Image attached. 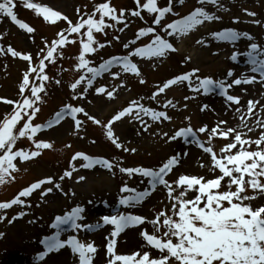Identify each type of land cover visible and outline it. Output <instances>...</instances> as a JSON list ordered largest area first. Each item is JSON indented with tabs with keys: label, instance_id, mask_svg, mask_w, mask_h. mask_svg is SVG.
<instances>
[{
	"label": "rangeland",
	"instance_id": "rangeland-1",
	"mask_svg": "<svg viewBox=\"0 0 264 264\" xmlns=\"http://www.w3.org/2000/svg\"><path fill=\"white\" fill-rule=\"evenodd\" d=\"M35 2V0H33ZM41 5H45L60 11L70 17L73 24L79 23L80 17L85 13L91 15L95 12V4L99 5L107 0H36ZM112 5L118 10H128L127 20L128 27L125 24L116 25L115 21L107 18L106 22L113 24L114 28L106 29L107 35L103 33H94L95 38L104 44H115L112 48L99 49L95 55L89 54L90 58H94L90 66L98 67L96 64L105 61L107 58L115 54H129L137 45L151 43L154 36L143 37L137 40V43L132 48L124 47L131 40H135L137 31L147 27H155L160 31V35L167 38L171 43L179 44L180 51L168 52L165 57H152L151 59L140 58L139 66L141 75L138 77L130 72H123L121 69L114 70L112 73L119 72V79L114 78L111 74L107 75L102 80L96 81L92 89H88L84 96L77 100L74 97L84 91L86 86L82 84L77 89L76 93L71 90V84L76 82L86 69L77 70L79 63L78 56L82 51L79 37L87 31L83 29L81 34H73L69 40H76L75 44L69 43L67 46L58 48L56 63L52 64L48 61V65L44 74L49 76V81H44L46 91L41 93L44 103L38 105L41 107V113L37 114V119L34 124L50 120L53 115L60 111V106L64 104H75L78 107H83L90 116H95L100 119L102 125H106L119 111L130 106L132 101H138L145 107H150L157 111H167L172 117L171 123L168 121L153 122L150 117L145 116L144 119L152 125L148 131H144L139 120L125 118L123 121L114 125V131L120 139V142L125 145L126 149H135L130 152L119 149L112 143L106 135V128L101 125H95L90 119L86 118L85 124L82 125L77 133L75 122L63 123L61 129L64 132L55 136L54 133H41L37 137V142L44 140L53 143V149L42 150V155L29 162L16 163L20 167L19 173H13L16 177L12 180L8 178V183L0 187V203L9 202L17 198V194L36 182L46 178H54L57 183L63 187V192L55 190L46 198H42V191L33 194L25 202L31 207L25 208L20 205L13 212L4 211L3 215L8 216V221L0 224V234H4V238L0 239V264H66L60 257L63 255H71L73 261L70 264H79L78 254H74L70 247L61 249L58 252L50 253L47 261L37 263V253L41 250V239L45 236L52 235L54 229L51 225L55 222L58 216H62L71 211L72 207L82 206L86 209L84 215L85 220L81 223H94L101 221L104 215H113L118 212H131L133 215L146 217L147 220L155 219L157 213L169 210L171 215V204L167 198V189L164 186H158L157 190L152 193L142 204L135 207H129L122 210L119 200L122 196H127L130 193H122L121 188L127 185L130 188H135L143 191L148 187V181L144 180L141 183V177L135 176L129 178L128 175L119 171L116 167L110 172L107 169L97 166L94 169H85L82 167L85 161L77 160L76 167L78 172L73 173L71 179L60 177L66 171L72 170L73 157L78 152H84L95 158H105L116 164L123 161L120 166L125 168L145 167L159 169L167 163L173 156H176L180 163L179 166L173 169L172 174L168 177L170 182H175L181 175H190L204 177L205 180L213 179L220 175L219 171L213 172L211 155L205 153L196 144L187 143V148L184 150L181 147L183 138L169 142V139L164 138L163 133H168L169 138L182 128L189 126L198 130L207 125L209 131L220 121H226V124H221L222 131L228 128H236L238 132L245 135L244 139L255 140L259 139L264 133V128L256 124L257 120L264 122V83L259 81L252 84H242L233 87L229 90V94L240 97V105H235L227 102L226 99L218 94L203 95L202 93H193L190 91L187 82L181 85L173 86L166 93L162 94L157 100L150 99L152 95L159 90L167 81L178 76L190 73L199 69L201 78H213L216 81L226 80L228 78L229 68H234L232 63V55L234 52L241 54L250 51V44L255 42L264 48V0H221L223 7L217 9L212 5H204V7L221 19L198 26L195 30L182 38L171 37L163 31L164 24L156 26L154 24L155 16L149 14L146 10L142 13L143 19L140 17H132V10L137 9L135 0H113ZM146 3V0H142ZM160 6H167L169 0H159ZM93 7V11L89 8ZM197 7H201L198 0H185L181 5L179 0H176L174 9L180 11V16L186 15L191 11H195ZM88 8V9H87ZM17 9V10H16ZM14 10L16 14L33 27V33H27L26 30L20 29L19 26L13 24L10 18H0V46L5 49L4 54L0 55V107H5L3 110V120L10 115V110H14V104H8L5 100L19 101L21 98L20 87L23 81L25 72L30 71L31 67L37 66L39 60L45 55L48 47L52 46V42L59 38L58 32L64 27L61 20L56 23L47 22L42 16H38L33 9L25 7L24 3L17 0V7ZM79 9V12L77 11ZM254 12L257 15L251 17L247 12ZM96 19H99V14H96ZM239 20V23L234 21ZM253 20H259V25L253 23ZM146 21V22H145ZM173 21V20H172ZM170 21H167V24ZM166 27V26H165ZM125 28L121 32L118 29ZM227 29H234L241 33H248L254 39L248 40L241 37L235 43L222 41L215 38L214 33L221 32ZM170 31V30H169ZM120 39L114 43L115 37ZM86 40V36L84 37ZM186 40L183 44L182 40ZM198 40H203V45L198 44ZM105 41V42H104ZM139 43V44H138ZM11 47L22 54H31L33 61H24L21 57H13L7 52V48ZM98 47V45H94ZM176 47V45L174 46ZM63 53L61 56L60 53ZM245 56V55H242ZM191 58L190 61L188 58ZM246 57V56H245ZM89 57H87L88 59ZM245 71L241 77H250L254 73L250 71V66L246 60L241 61L236 65ZM247 70V72H246ZM240 73V72H239ZM91 77V73L88 74ZM238 75V73H237ZM36 73L30 76L31 82L35 78ZM236 77H229L233 80ZM228 78V79H229ZM60 80L61 84H56V80ZM141 79L146 83H141ZM195 79V77L193 78ZM39 82L37 86L40 84ZM230 83V81L228 82ZM124 87H120V85ZM98 86H105L109 90L119 88L117 98L108 99L106 95H97L94 89ZM246 90V91H245ZM26 93L25 95H29ZM194 97L193 99H185L186 97ZM167 100H172L177 107L168 109L163 108V104ZM249 100L259 101L254 110L249 116L247 102ZM204 105H208V110L202 111ZM241 108V113L236 112V108ZM10 110H9V109ZM244 114L248 125L253 129L249 131L248 127L239 128L241 123L239 116ZM135 115V114H134ZM2 112H0V122ZM188 117H191L189 123ZM204 141L209 139V133L199 134ZM235 133L228 139L217 136L212 140L211 145L217 154L229 142H234ZM95 141V143L93 142ZM71 144L72 147H67ZM237 146V150L239 149ZM264 148V145L261 146ZM36 151L35 145L28 138H23L17 144V149ZM247 150H257L256 145H252ZM237 150H233L236 152ZM15 151V150H14ZM114 173V174H113ZM86 177L85 181L77 183L79 177ZM264 182V177L261 178ZM54 187V185H46ZM226 190L224 188L221 189ZM75 192V196L72 192ZM179 189L175 194H179ZM64 193H67L65 195ZM249 195H255L256 199L246 201L252 206H264V196H260L258 192L248 189ZM195 193L189 192L187 198H193ZM27 212L23 219H17L15 223H11L14 217L20 216ZM2 218V216H0ZM108 226V225H107ZM105 226V227H107ZM147 229L150 234L154 233V229L150 223L129 227L121 233L117 239V253L131 255L137 251L142 254L148 251L153 258L159 256V251L147 245L146 240L142 237L141 232ZM111 231L104 229L99 233V230L81 235L82 241L86 243L95 242L99 251L93 264H108L110 257L107 256L105 236ZM159 235V234H158ZM67 235L61 237L66 240Z\"/></svg>",
	"mask_w": 264,
	"mask_h": 264
},
{
	"label": "snow or ice",
	"instance_id": "snow-or-ice-1",
	"mask_svg": "<svg viewBox=\"0 0 264 264\" xmlns=\"http://www.w3.org/2000/svg\"><path fill=\"white\" fill-rule=\"evenodd\" d=\"M175 2L176 0H169L167 6L161 7L159 0H146V3H142V0H135L137 9L132 10L130 15L143 19L142 13L146 10L149 14L155 16L154 24L160 26L161 21L168 14L178 15V13H174L173 5ZM23 3L28 9L35 10L36 14L42 16L47 22L67 21L70 25L69 29L66 30L68 36L81 34L83 29H87L79 37L82 51L78 56L79 63L77 65L78 71L86 69V72L76 82L71 84V90L73 93H76L77 89L86 82L84 91L74 97L77 100L81 99L88 89H92L96 78L101 77L104 73H111L114 78L119 79L120 73H112L111 71L114 66H120L123 72H130L139 77L141 75L140 69L132 61V57H147L151 59L152 57H165L170 51H178L173 43L156 32L155 27H147L139 30L136 39L129 41L124 47L126 49L132 48L137 43V40L154 34L155 38L150 44L135 48L128 56L112 57L99 67H93L90 66L93 61L87 59L89 54L95 55L99 49L110 46L111 43H100L95 38L94 33L107 35L106 29L115 27L113 24L107 23L105 18L115 21L116 25L123 23L125 24V28H127L128 24L125 17L129 14L128 10L125 9L118 12L112 5V0H107V2L97 5L95 12L91 15L85 13L88 17L87 19L81 16L79 23L73 24L66 15L53 10L51 7L33 3L31 0H23ZM179 3L183 5L185 0H179ZM198 3L201 7H197L187 17L168 24L163 28V31L169 36L182 38L198 26L205 24V22L221 19L204 7V5H212L220 9L223 7L221 0H198ZM16 7L17 0H0V18H10L20 29L26 30L27 33H33L35 31L33 27L17 18V14L14 11ZM77 11L79 12V9ZM245 11L247 12V10ZM97 13L99 14V19L95 18ZM247 14L251 17L257 15L254 12H247ZM234 22L239 23V20ZM252 22L257 25L261 23L259 20H253ZM125 28L118 30L123 32ZM58 35L59 38L52 42V46L49 47L46 56L40 60L39 64L31 67L30 71L24 73L20 87L21 99L19 101H4L15 106L13 112L0 122V187L9 182V177L12 180L16 179L13 173L21 171L16 163L18 159L21 162H29L39 158L42 155V150L53 149V143L44 140L37 142V136L60 125L69 116L75 121L77 133L85 123L84 120L78 118L82 113L95 125L105 127L107 137L117 148L133 153L136 151L135 149H126L125 145L120 142L119 137L114 131V125H117L118 122L123 121L125 118H132L139 120L142 126H144V131H148L152 125L144 119L145 116L150 117L153 122L162 123L168 121L171 123L172 121V117L169 116L167 111H157L150 107H145L142 103L134 100L129 107L119 111L106 125H102L101 120L95 116H90L85 108L73 107L71 104L63 109V111L58 112L55 119L49 121L47 125L34 124L37 114L41 113V107L38 105L44 103L41 96V93L46 91L43 82L50 79L48 75L44 74L47 67L45 60L55 64L56 56L54 54L57 53L58 48L67 46L69 43H76V40H69L64 32H60ZM213 35L218 40L233 43L240 40L241 37L250 41L254 39L250 34L246 32L241 33L234 29H227ZM85 36L86 40L84 39ZM0 38H2V34H0ZM115 39L119 41L120 37L116 36ZM197 43L203 45L205 42L198 40ZM94 45H98V47H94ZM4 52L5 49L0 46V55L4 54ZM7 52L11 53L13 57H21L24 61L31 62L33 60L31 54H22L10 46L7 48ZM60 55L62 56L63 53L61 52ZM239 55L247 57L246 63L250 66V71L259 73V81L264 83V48L253 42L250 44V51L243 54L234 52L231 59L236 61ZM188 59L190 61L191 58L189 57ZM33 73H36L35 79L41 81L38 86L30 80V76ZM89 73H91V77H89ZM228 76H235V72L230 71ZM194 77L195 79H193ZM140 82L146 83L143 79ZM184 82H187L191 92L202 93L206 96L218 94L224 97L227 102H230L229 106H231V103L240 105L241 100L240 97L229 94V90L234 86L257 82V77L253 75L236 78L232 83H228L226 80L218 82L211 77L201 78L199 76V69H196L167 81L162 87L158 86L159 90L150 99L157 100L158 97L169 89H172L173 86L181 85ZM55 83L61 84V81L57 79ZM120 87H124V85L122 84ZM94 91L97 95H106L108 99H115L117 98L119 88L109 90L105 86H98ZM24 93L30 94L24 95ZM193 98L189 96L185 99ZM258 103L259 101L254 102L252 100L247 102V114L249 116H251L252 111ZM170 106L172 108L177 107L172 100H167L163 104L164 109H168ZM206 110H208V105H204L202 108V111ZM236 112L241 113V108L237 107ZM239 119L241 121L238 125L239 128L248 127L249 131L253 130L248 125L247 120H245L244 114H241ZM188 120L190 123L191 117H188ZM226 123V121L218 122L211 131H209L207 125L198 130L189 126L180 129L170 138L168 133H163L164 138L169 139V142L183 138L185 143L196 144L205 153H209L212 161L211 170L213 172L218 170L220 173L219 176L210 180H205L204 177L181 175L174 183L170 182L168 177L180 163L176 156H173L159 169H152L142 166L125 168L120 166L123 161L116 164L105 158H94L83 152L77 153L73 157L72 170L66 171L60 177L61 180L65 178L71 179L73 173L79 171L76 167V161L81 159L86 162L82 164V167L85 169H94L100 166L112 172L114 168L119 167V171L128 175L129 178L139 176L142 178L141 183L144 180L148 181V187L143 191L130 188L127 185L122 187V193L130 194L120 198V205L127 208L142 204L157 190L158 186H164L167 189V198L171 204V215H169L167 208L157 213L153 220H147L146 217L139 215L118 212L113 215L102 216V224L99 222L96 224H83L81 221L86 219L84 215L86 209L82 206H76L72 211L56 218L55 223L51 227L57 231L55 235L44 238L43 243L47 251L42 252L37 259L44 261L49 253L69 246L74 254H78L79 264H93L99 249L94 241L86 243L79 239L78 233L81 230L93 232L104 225H111L113 229L105 236V240L107 241V256L111 258L108 264H264V206L254 208L252 204L245 203L246 201L256 199L255 195L247 194L249 188L258 192L260 196H264V182L261 180L264 177V148L261 147L264 145V133L260 135L259 139H244L243 136L245 134L238 132L236 128H228L226 131H222L220 125ZM256 124L264 128V122L257 120ZM202 133H209L207 141L200 138L199 134ZM233 133H235L234 142H229L223 146L219 155L214 150V147L205 146L206 143L211 145L212 140L217 136L228 139ZM23 138L30 139L35 145L36 151L22 148L17 149L18 142ZM93 142L95 143V141ZM253 144L256 145L257 150H247L245 148V145L251 148ZM238 145L240 147L237 150ZM67 147L70 148L72 145L69 144ZM233 150L237 151L233 152ZM85 180L86 177L81 175L76 182L79 183ZM46 185H54V187H48L44 190ZM222 188L226 190L222 191ZM177 189L181 190L179 194H175ZM40 190H43L42 198H46L55 190L63 192V187L54 178H46L34 183L22 191L13 201L0 203V216H2L0 224L9 219L7 215H3L5 210L12 209L17 205H23L25 208L31 207L23 198H31L33 194ZM189 192L196 195L193 198H187ZM64 194L67 195V193ZM72 195L75 196L74 191ZM25 215H28V213L25 212L20 216L14 217L11 223H15L17 219H23ZM146 221L152 225L154 233L150 234L145 228L141 232V235L146 240L147 245L159 251V256L153 258L152 254L148 251L143 252V254L140 251L131 255L118 254L116 238L120 237L121 233L127 228L143 225ZM66 232H76L77 235H69L66 240H62V234ZM3 238L4 234H0V239Z\"/></svg>",
	"mask_w": 264,
	"mask_h": 264
},
{
	"label": "bare ground",
	"instance_id": "bare-ground-1",
	"mask_svg": "<svg viewBox=\"0 0 264 264\" xmlns=\"http://www.w3.org/2000/svg\"><path fill=\"white\" fill-rule=\"evenodd\" d=\"M186 42V40H182V43L184 44ZM238 61H242V60H238ZM235 70H236V72H237V70L239 71V69L238 68H232V69H230L229 70V72L230 71H234L235 72ZM241 70V69H240ZM241 73V72H240ZM228 79V78H227ZM229 80V79H228ZM61 127L62 126H58V127H56V128H52V129H50L49 131H48V133L47 134H49V133H54V135L55 136H59V135H61L63 132H64V129L62 128L61 129ZM181 143V147L184 149V150H186V149H188L186 146H187V143H185L183 140L180 142ZM60 257L62 258V260H63V262H65L66 264H70L71 263V261H73V259H72V256L71 255H63V254H61L60 255Z\"/></svg>",
	"mask_w": 264,
	"mask_h": 264
}]
</instances>
